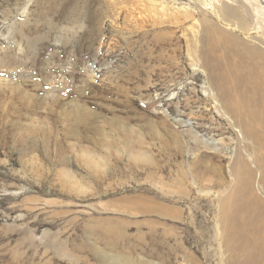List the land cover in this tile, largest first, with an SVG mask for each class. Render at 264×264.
Masks as SVG:
<instances>
[{"label": "rangeland", "instance_id": "1", "mask_svg": "<svg viewBox=\"0 0 264 264\" xmlns=\"http://www.w3.org/2000/svg\"><path fill=\"white\" fill-rule=\"evenodd\" d=\"M248 5L0 0V264H264Z\"/></svg>", "mask_w": 264, "mask_h": 264}, {"label": "bare ground", "instance_id": "2", "mask_svg": "<svg viewBox=\"0 0 264 264\" xmlns=\"http://www.w3.org/2000/svg\"><path fill=\"white\" fill-rule=\"evenodd\" d=\"M172 1H174V2H176L177 0H172ZM257 0H244V2L245 3H248L249 5H251V7H253L254 8V10H255V17L253 18L254 20H253V22H254V24L252 25V27H251V30H253V31H255V32H257V31H259L260 29H262V26H263V24L261 23L262 21H263V23H264V6H262L261 4H260V1L259 2H256ZM261 2H263L264 3V0H261ZM248 5V6H249ZM257 5L259 6V8L257 7ZM185 12H187V9H185ZM219 15H221V14H219ZM218 15V16H219ZM220 19V18H219ZM227 26V25H226ZM199 57V56H198ZM0 81H2L1 79H0ZM12 85H13V83H11ZM14 88V90L16 91L17 89H18V87H16V86H13ZM20 90V89H19ZM27 94V93H26ZM26 96V95H25ZM28 98H30V96L28 97ZM84 109V108H83ZM85 111H86V109H84ZM87 112V111H86ZM241 176L244 178V180H247L248 179V177L250 176L249 174H247V171H244V172H241Z\"/></svg>", "mask_w": 264, "mask_h": 264}, {"label": "water", "instance_id": "3", "mask_svg": "<svg viewBox=\"0 0 264 264\" xmlns=\"http://www.w3.org/2000/svg\"><path fill=\"white\" fill-rule=\"evenodd\" d=\"M260 4H261L262 6H264V3H263V2H261V0H260Z\"/></svg>", "mask_w": 264, "mask_h": 264}]
</instances>
